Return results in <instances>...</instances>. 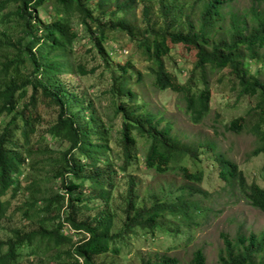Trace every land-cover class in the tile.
<instances>
[{"label": "trees", "instance_id": "1", "mask_svg": "<svg viewBox=\"0 0 264 264\" xmlns=\"http://www.w3.org/2000/svg\"><path fill=\"white\" fill-rule=\"evenodd\" d=\"M235 1L209 0L205 22H217L224 7ZM137 2L0 0L4 27L0 30V264H103L97 258L119 255L131 236L146 233L154 238L160 222L169 217L189 228L205 212L199 198L210 194L196 188L205 174L182 165L187 158L199 161L197 152L177 140L171 125L135 107L138 98L133 87L143 77L132 60L112 70L106 92L113 101L111 114L122 119L117 140L88 93L80 96L62 80L69 73L82 77L97 73V68L88 69L77 58L81 33L104 63L112 35L130 36L155 87L183 96L194 123L211 110L209 73L228 70L239 96L256 98L248 116L259 143L254 153L264 154V83L249 74L250 62L260 61L264 49V10L253 13L251 29L234 17L230 41L215 43L204 24L199 32H172L171 24L153 27L149 17L145 30L136 34L129 17ZM41 11L49 15L47 20ZM118 16L121 19L116 21ZM178 45L197 56L184 84L165 63ZM111 49V54L119 51ZM247 123V117H239L228 130L240 134ZM139 139L146 145L148 171L175 173L186 182L177 193L149 204L140 202L133 174L139 169ZM113 142L117 151L111 148ZM63 145L68 147L60 149ZM215 162L222 189L239 191L252 207L264 212V186L248 184L237 164L221 154ZM119 175L128 177L129 187L122 229L113 233L116 214L111 202ZM221 238L224 246L217 264H264V235L238 233L231 238L222 233ZM191 264H207L201 249L194 252Z\"/></svg>", "mask_w": 264, "mask_h": 264}, {"label": "rangeland", "instance_id": "2", "mask_svg": "<svg viewBox=\"0 0 264 264\" xmlns=\"http://www.w3.org/2000/svg\"><path fill=\"white\" fill-rule=\"evenodd\" d=\"M208 2L209 0H138L136 8L130 14L129 22L138 35L147 27V17L155 28L171 24L172 32L188 30L199 32L204 24L208 38L219 43L222 40L230 41L234 17H237L243 26L247 22L251 29L253 13L264 10V3L261 4L257 0H236L224 7L222 18L209 24L203 17ZM48 16L41 11L44 20H47ZM120 19L121 16L116 17V21ZM3 29L0 23V30ZM112 37L114 39L107 48L108 63H104L97 51L92 48L89 39L81 33L76 44L77 58L88 69L97 68V73L87 77L69 73L64 75L62 80L80 96L88 93L94 108L110 125L113 138L117 140L120 137L122 119H115L111 114L113 101L106 92L111 86L112 70H118L128 60H132L136 71L143 77L142 82L133 87L138 98L135 107H143L144 113L156 115L158 120H163V125H171L177 140L191 146L197 152L199 161L187 158L182 165L192 172L202 171L205 174L203 184L196 188L210 195L199 198L200 206L205 212L195 218L192 227L188 228L181 222L182 220L169 217L160 222L161 227L154 238L146 233H137L136 236L129 238L128 245H121L119 255L111 253L97 258V261L103 264H161L167 260H175L178 264H191L194 252L201 249L206 256L207 264H217L219 252L224 246L222 233L231 238H236L238 233L264 235V212L252 207L239 191L222 189L223 183L219 180L218 166L215 162L216 156L221 154L237 164L248 184L255 182L264 186V154L256 156L254 153L259 143L251 130L252 118L248 116L249 110L255 106L256 98L240 97L228 70L209 73L211 110L203 120L194 123L186 112L183 96L170 89L160 91L155 87V80L148 69V64L142 62L136 51V43L131 37L122 32L115 33ZM114 47L119 51L111 54V48ZM196 62V52L187 50L182 45L173 47L170 57L165 60L168 71L177 76L182 84L190 77ZM249 74L264 83V49L260 52V61L250 62ZM134 80H137L136 76ZM239 117L248 119L245 130L240 134L230 132L228 125ZM47 118L53 119L49 116ZM2 121L0 120V123ZM67 147L63 145L60 149ZM137 147L139 169L133 171V174L140 202L149 204L148 201L153 199H166L169 194L177 193L186 184L175 173L157 175L148 171L144 163L145 142L139 139ZM111 148L117 151L119 146L113 142ZM128 187V177L119 175L111 202V209L116 214L113 233L122 229L125 220L123 209Z\"/></svg>", "mask_w": 264, "mask_h": 264}]
</instances>
